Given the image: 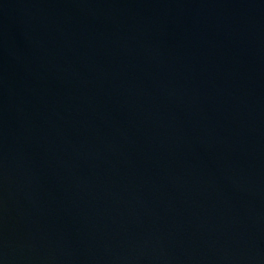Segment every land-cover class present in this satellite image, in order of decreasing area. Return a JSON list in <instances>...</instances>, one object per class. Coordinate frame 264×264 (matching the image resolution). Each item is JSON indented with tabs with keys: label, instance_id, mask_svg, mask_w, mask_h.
Returning <instances> with one entry per match:
<instances>
[{
	"label": "water",
	"instance_id": "95a60500",
	"mask_svg": "<svg viewBox=\"0 0 264 264\" xmlns=\"http://www.w3.org/2000/svg\"><path fill=\"white\" fill-rule=\"evenodd\" d=\"M0 264H264V0H0Z\"/></svg>",
	"mask_w": 264,
	"mask_h": 264
}]
</instances>
